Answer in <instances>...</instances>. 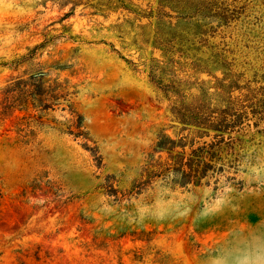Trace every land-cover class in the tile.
Here are the masks:
<instances>
[{"label": "rangeland", "instance_id": "374dc122", "mask_svg": "<svg viewBox=\"0 0 264 264\" xmlns=\"http://www.w3.org/2000/svg\"><path fill=\"white\" fill-rule=\"evenodd\" d=\"M241 2L221 67L194 39L218 22L158 0H0V264H264V115L237 170L158 177L219 138L185 109L264 101V0Z\"/></svg>", "mask_w": 264, "mask_h": 264}, {"label": "trees", "instance_id": "16d2710c", "mask_svg": "<svg viewBox=\"0 0 264 264\" xmlns=\"http://www.w3.org/2000/svg\"><path fill=\"white\" fill-rule=\"evenodd\" d=\"M165 9L177 13L176 18H194L200 15L218 22L214 28L204 25L200 28V32L194 36V39H197L196 44H198L199 49L207 47L208 38L218 36L221 39L220 44L215 48L217 52L214 57L217 63L221 61L222 55L231 53L227 42H225L227 35L224 34V29L234 28V23L246 16V2H241V0H158L157 12L169 16ZM174 42L175 38L166 40V44H174ZM191 46L193 45L191 44ZM219 63L223 67L222 61ZM220 87L217 89L223 88L221 84ZM225 103L223 108L197 105L184 110L182 118H180L183 124L194 126L197 130H203L204 133L213 131L216 133V137L219 138L216 142L192 150L187 158L183 152L176 153L174 157L169 156L171 164L166 166L158 176L160 182L173 187H185L191 184L197 186L201 184L202 180L210 176L213 177V175H221L227 169L237 170V167L240 166L241 156L238 153H233V146L240 142L239 137L243 135L241 133L245 129L242 127H249L246 122L252 120L253 117L258 122L263 119L264 101L253 104L255 109L250 112L251 116H248L243 108L235 110V105L231 102L229 94ZM256 107L259 108L258 112ZM255 125L257 124L255 123ZM233 132L238 137L232 136ZM224 134L230 136L228 143H225L222 138ZM168 141L170 146L167 148L159 147L172 152L174 143L169 139Z\"/></svg>", "mask_w": 264, "mask_h": 264}]
</instances>
